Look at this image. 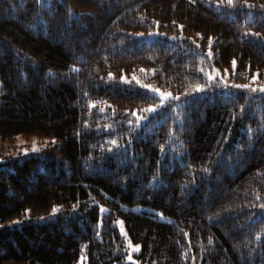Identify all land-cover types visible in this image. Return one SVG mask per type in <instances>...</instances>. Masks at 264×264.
I'll list each match as a JSON object with an SVG mask.
<instances>
[{
    "label": "trees",
    "instance_id": "obj_1",
    "mask_svg": "<svg viewBox=\"0 0 264 264\" xmlns=\"http://www.w3.org/2000/svg\"><path fill=\"white\" fill-rule=\"evenodd\" d=\"M261 89L264 0H0V264H264Z\"/></svg>",
    "mask_w": 264,
    "mask_h": 264
},
{
    "label": "rangeland",
    "instance_id": "obj_2",
    "mask_svg": "<svg viewBox=\"0 0 264 264\" xmlns=\"http://www.w3.org/2000/svg\"><path fill=\"white\" fill-rule=\"evenodd\" d=\"M216 73L218 72L219 77H222L223 79H226L228 77L227 71H220L216 70ZM142 74L134 75L133 78H141ZM247 89H253L254 91L259 89V86L257 84L256 79L253 81V84L247 88ZM167 100L163 99V102ZM54 139L50 138H40V137H30V138H24V137H16L13 140L10 141H0V160L4 158L9 157H18V156H25L30 153H35L40 151L41 149L47 147L49 144L53 143ZM119 227L121 228V231L123 234H125L124 228L122 226V223L119 222ZM130 245V251L131 253L137 252L136 247ZM128 262H132L131 260H128ZM78 264H84V260H80Z\"/></svg>",
    "mask_w": 264,
    "mask_h": 264
},
{
    "label": "snow or ice",
    "instance_id": "obj_3",
    "mask_svg": "<svg viewBox=\"0 0 264 264\" xmlns=\"http://www.w3.org/2000/svg\"><path fill=\"white\" fill-rule=\"evenodd\" d=\"M227 2H228V4H233L234 0H227ZM233 64H235V61H233ZM210 79H215V78L210 76ZM137 83H139V81H137ZM143 86L146 87V88L149 87L148 85H143ZM237 87H240V86H237ZM153 91L159 93V95L161 96L162 99H166L168 97H171V95H172L171 93L165 94V93L161 92L160 89H153ZM261 91H264V89H261ZM150 110L151 111H155V108H152ZM113 143H115V141H113ZM261 207L264 208V205H261ZM100 210L101 211H104V209L102 207H101ZM55 211H56V209H53V212L54 213H55ZM136 250L137 251L139 250V246H136ZM128 259L131 260L132 257L129 256Z\"/></svg>",
    "mask_w": 264,
    "mask_h": 264
}]
</instances>
